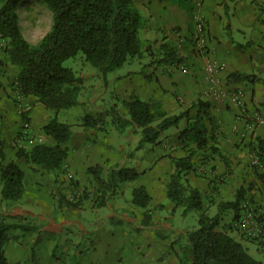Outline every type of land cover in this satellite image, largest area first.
<instances>
[{
    "label": "crops",
    "instance_id": "0c3cea01",
    "mask_svg": "<svg viewBox=\"0 0 264 264\" xmlns=\"http://www.w3.org/2000/svg\"><path fill=\"white\" fill-rule=\"evenodd\" d=\"M7 1L0 0V8ZM133 2L143 18L140 30L142 41L152 44L156 50L161 44L176 46L181 41V53L187 59L185 68L153 63V58L146 60L143 54L139 56L136 69L113 76L108 74L107 82H112L121 101H130L132 96H138L144 101L159 103L170 115L189 111L191 120L183 119L170 134L166 131L162 143L146 144L141 149L137 148L141 137L134 126L129 127L124 136L117 135L115 129H109L99 136L98 143L89 146H85L89 134L86 136L74 131L71 141L77 148L68 158V164L80 179L89 175V167L96 165L105 171L124 165L143 172L139 179L132 181V188L144 186L147 189L151 196L150 208L163 206L152 213L153 220L158 224V230L165 229L164 237L169 238L162 239L155 228L142 226V212L134 204L127 209L110 208L108 211L104 208L103 211L96 207V195L93 194L83 195L74 201L78 202L75 207L73 205L76 208L74 216L55 220L52 212L57 197L47 193L44 184L49 182L52 190L56 187V179L48 178L44 171L34 172L33 168L37 166L24 167L23 158L16 157L17 152L13 157L7 155L22 127L20 104L16 101V79L20 70L3 52L0 41V151L22 168L25 184H34L35 187L31 188L38 189L32 196L35 203L28 204V207L20 204L19 208L1 204L2 211L37 218L39 222H34L39 224V238L40 235L60 234L68 226H77L83 237L93 235L83 244H74L71 257L67 260L28 258V264H180L178 247H172V232L168 231L179 233L182 230L174 228L168 220L172 218L174 205L167 199V185L174 171L173 160L186 155V150L178 142L179 133L188 121L193 122L199 116V109L203 111L200 116L205 128L215 136L210 146L217 147L222 155H215L209 148L198 150L194 156L195 170L188 177L190 183L211 200L213 214L217 212L221 200H234L241 186H253L248 196L264 206V176H258L251 162L255 155L253 142L257 138L264 140V121L258 123L255 120L256 114L264 119V0ZM21 9H26L25 4L18 6V14ZM200 20L205 21L208 28L206 55L193 49L196 24ZM20 28L23 32L22 26ZM233 73L252 74L257 78L255 81L232 80L229 76ZM209 74L217 76L231 90L243 89L245 108L231 104L227 95L210 93ZM179 99H183L182 102ZM20 101L22 107L26 106V101L32 102L29 98H21ZM30 119V131L41 138L42 127L51 119L49 111L38 104L34 106ZM114 135L120 139L118 146L109 143ZM68 200L71 202L72 198L68 196ZM42 201H48L46 207H42ZM61 210L67 209L64 207ZM93 214L101 220L107 218L118 226L95 229L93 222L81 219ZM6 257L10 264H20V260L28 257V252L22 246L17 248L16 244L9 243Z\"/></svg>",
    "mask_w": 264,
    "mask_h": 264
},
{
    "label": "trees",
    "instance_id": "16d2710c",
    "mask_svg": "<svg viewBox=\"0 0 264 264\" xmlns=\"http://www.w3.org/2000/svg\"><path fill=\"white\" fill-rule=\"evenodd\" d=\"M26 1L8 0L0 8V41L3 43V52L20 70L16 79L17 93L23 98L32 99L33 105H43L55 115L42 127L43 133L52 138L55 144L38 143L30 151L18 150L16 157L26 158L48 173H56L57 179L58 171L70 156L66 143L71 140L75 127V124L60 121L58 115L63 110L83 103L80 97L84 80L72 68L64 66L67 60L83 56L97 70L103 82L107 83L109 73L136 57H141L146 51L152 52L150 55L153 63L172 68H180L187 59L181 53L182 42L176 46L164 43L157 50L152 44H144L140 37L143 18L133 0H36L51 10L53 25L37 45H31L21 32L17 13L18 6ZM200 54H208L207 48ZM229 78L255 81L257 76L233 73ZM115 94L118 103L103 111L107 117H111L120 135L124 136L131 126L136 128L135 132L141 137L138 149L146 144L162 143V136L166 131L178 127L185 118L191 120L189 111L170 115L157 102L144 101L138 96H132L130 101H121L116 92ZM120 105L125 107L124 112H119ZM198 111L199 116L193 122L188 121L179 133L178 142L186 150V155L173 160L174 171L167 185V199L174 205L171 213L176 212L179 207L184 209V215L197 211L198 226L176 234L171 242L172 247L178 246L180 264H264L249 254L243 244L230 234L239 229L236 222L241 205L253 186H241L234 200H221L217 205V212L212 214L208 204L211 200L189 181V175L195 170L194 156L198 150L209 148L215 155H222L217 147L210 146V142L215 141V136L208 133L202 122L200 113L203 111ZM21 117L22 123L29 124L28 112L22 113ZM99 124L96 116L87 114L78 125L99 130ZM252 150L264 162V140L257 138L252 144ZM6 161L5 154L1 152V200L7 204H18L25 192V173L14 160ZM102 171L100 165L87 170L101 193L95 201L97 208L109 205L108 197L110 192L116 191L117 181H136L143 174L135 168L121 166L111 168L108 178H105ZM56 197L58 210L73 205L59 186ZM131 202L143 210L141 225L155 228L158 236L166 238L165 229L158 230V224L153 220L151 196L144 186L132 189ZM230 211L233 219L221 228L223 216ZM11 230L39 231L37 226L20 221L0 222V264H10L6 257V246L14 239L9 234ZM246 239L255 243L259 249L264 248V238Z\"/></svg>",
    "mask_w": 264,
    "mask_h": 264
},
{
    "label": "rangeland",
    "instance_id": "374dc122",
    "mask_svg": "<svg viewBox=\"0 0 264 264\" xmlns=\"http://www.w3.org/2000/svg\"><path fill=\"white\" fill-rule=\"evenodd\" d=\"M23 4H25L26 9H23V11L21 9L18 14L19 19H20L19 24L20 26H22V30H23V32L22 31L21 32L23 36L25 37V39L31 45L35 46L42 40L45 34H47L51 30V27L53 25V15H52L51 10L45 4L39 1L27 0L26 2L20 5L22 6ZM144 44L146 46L149 45V43H145V42ZM150 54H152V52L146 51L144 52L143 57L146 60H149L152 57ZM139 60L140 58L137 57L133 61L124 64V66L121 67L120 69L109 73V76H113L115 74L126 73L128 70L136 69L138 67ZM64 66L72 68L78 76H81L83 78L84 89L80 97V100L83 103L80 106L61 111L58 115V119L60 121L68 122L70 124H75L74 131L76 132H81L83 135H86V136L87 134H89L90 136L88 135L89 136V137L87 136L88 139L85 140L86 141L85 146L98 143L99 136L103 135L105 131L109 129L116 130L114 124L111 121L112 120L111 117H107L105 111H103L104 109L106 110L109 109V107L113 105L114 103H118L117 99L115 98L116 94L114 91V86L112 82L104 83L102 78L97 74V70L94 67H92L89 63H87L84 57L81 55L74 59L67 60L64 63ZM118 100L120 99L118 98ZM16 101L20 104V107H22L21 101L20 100H16ZM36 105H33V103L30 101L28 102L26 101L25 107L28 110L22 107L23 109H20L21 116H22V113L28 112V118L30 119L31 112L34 106ZM119 107L121 108V110L119 109L120 111L122 112L125 111V107L123 105H120ZM49 113L52 119L55 115L51 113L50 111ZM87 114L96 116L98 118L100 122L99 130H91V129H87V128H84L78 125L81 118ZM105 121L108 123V125H106ZM30 126H31V119L29 121L28 128H26L25 124L22 123L21 131L13 139L12 150H9L10 152H8L7 155H9L10 157H13L15 156V153L18 150L30 151L38 143H47L50 145L55 144L54 140L46 136L43 133V131H42L43 134H41L42 137L37 138V135L33 134L30 131ZM175 129H176L175 127L170 128L167 131L168 134L172 133V131ZM116 132H117L116 134L119 135L117 130ZM119 140H120L119 137H116L114 135L110 139L109 143H111L112 146H118V144L120 143ZM70 144H72L71 140L66 143V146L69 145L68 148L70 150V155H72V153L76 151L77 147L73 144L72 145ZM1 152L2 151H0V153ZM255 156H258L257 153H255ZM6 160H7L6 162L12 161L8 157H6ZM68 161L69 159L65 161L62 167L63 171L62 169L58 171L59 175H58V178L56 179V173H48L41 166L33 164L32 162L26 160V158L22 159V163L24 162L23 163L24 167L29 168L31 166H37L36 168H33L34 172H37L38 170L39 172L44 171L45 172L44 174L48 178L51 177L53 179H56L55 181L56 187L54 186L55 188H53L52 190L50 189L49 182H46L44 184V189L47 190V193H49L50 195L55 196L57 187L59 186L67 199H68V196L72 198L71 202L73 203L74 207L76 206V203H78V202L75 203L74 201H76L78 197H82L83 195H86V194L96 195L95 199L97 200L98 196L101 193L99 192V186L94 181L93 176L88 173L89 175H86L85 177L80 179L78 175L74 173L73 169L68 164ZM121 166H124V165H121ZM121 166L117 165L112 168L121 167ZM252 166L254 167L255 171H257L258 176H261V175L264 176V173L261 172V170H259L258 167H256L255 165H252ZM110 169L111 168L107 169V171L103 169L102 176L105 178H108ZM117 182H118V186L116 187V191L112 193L110 192L111 195L110 197H108L110 201L109 206L101 207L99 209L103 210L105 208V210L109 211L110 208H112L111 210H113L114 208H120V207L121 208L124 207L127 209L129 208V206H133L131 205L132 202L130 201V198L132 200V189H134L132 188L133 182H119V181ZM24 186H25L24 196H23V199L19 201L18 203L19 205L7 204V202L2 201L1 200L2 199L1 197L2 181H1V170H0V205L1 204H4L5 206L13 205L14 207L16 206L15 208H19L21 207L20 204L28 207V204L30 205V203L32 202L35 203L32 196L35 193V191L38 192V189L36 190V188L34 189L31 188V186L35 187V185L34 184L31 185L28 182L26 184L24 182ZM247 200L250 201V203L252 204V208H258L262 210L263 213L261 214L264 216V206L263 205H260L258 202H256L253 199V197L251 198L248 195L243 200L242 204L246 202ZM45 203L48 204V201L41 202V204L44 205L42 207H46ZM210 203L211 202H208V204ZM110 204H111V207H110ZM73 205L65 206V209L67 210H58V208L55 205L54 206L55 208L53 210L54 213L52 212V214H54L55 220L66 218L69 216H74L75 215L74 211L76 210V208H74ZM158 207L160 206H157L156 208H151L152 213L156 212V209H159ZM242 207L243 206L241 205L240 215L242 214ZM3 209L4 208L0 206V222L14 223V221H20L26 225H32V226L39 225L38 223L35 224L34 221L39 222V220L37 218H34V216L32 217L29 214H27V216H23V215H13L9 213H4L2 211ZM136 209L143 213L142 209L138 207H136ZM33 211L40 212L37 209H33ZM62 211L64 213H62ZM183 212H184V209L179 207L176 210V212L172 213V218L170 219L167 218L168 220H170L171 225H173L174 228H176L177 230H182L181 232H185L187 230L197 227L198 220H199L198 212L190 211L187 215H184ZM210 212L213 214L215 211L210 210ZM81 219L83 221L84 219H87L88 221L93 222L94 223L93 227L95 229H98V227H103L107 229L116 228L118 226V225H114V222L110 221L107 218L104 220L99 219V217H96L95 214H93L92 216H83ZM232 219H233V213L231 211L227 212L223 216V220L221 222L220 227L223 228V226L225 224L230 223ZM168 232H172V234L170 235L171 242H172L176 234H178V231H176V233H173L175 231H168ZM9 234L10 236L14 238L9 243L16 244L17 248H20V246H22L28 252V257H25L22 260H20V264H28V258L31 260H34V259L36 260L40 257H45V258L51 259L52 261H55V259L67 260L69 259V257H71L72 250H74L73 247L75 246L74 244H83L87 242L88 240H90V238L93 236L89 234L83 237V235L81 234V231L79 230L77 226H68L60 234H54V235H48V236L40 235V238L38 237L39 233L37 232H27L23 230H11ZM230 234L236 240L240 241L243 244V246L249 252V254H251L255 259L260 260L264 263V248L259 249L255 243L246 239V238H249V239H254V238L248 236L247 234H245L243 231H240L239 229L237 232L236 231L230 232ZM166 238L168 239L169 237L167 236ZM67 244H69L68 247H66ZM65 248H69V249L65 250Z\"/></svg>",
    "mask_w": 264,
    "mask_h": 264
},
{
    "label": "built area",
    "instance_id": "2783aa9c",
    "mask_svg": "<svg viewBox=\"0 0 264 264\" xmlns=\"http://www.w3.org/2000/svg\"><path fill=\"white\" fill-rule=\"evenodd\" d=\"M208 41V28L205 21H198L196 24V33H195V45L193 47L195 52L201 53L207 48ZM181 42V41H180ZM183 51L181 47V52ZM180 68H185L182 65ZM208 81L210 84L209 91L210 93L227 95L231 104L237 108H245L244 98L245 91L243 89L231 90L228 88V85H225L219 78L215 75L209 74ZM18 100L23 98L19 93L17 94ZM181 102L183 99H179ZM24 109L28 110L26 107ZM20 107V109H23ZM255 120L258 123L264 121L263 117L260 114H256ZM25 127L28 128V124H25ZM252 164L261 170L264 173V163L261 161L259 156L253 157ZM242 214L239 216V219L236 222V226L240 231H243L248 236L254 239H263L264 238V216L262 210L258 208H252L250 201H246L242 204Z\"/></svg>",
    "mask_w": 264,
    "mask_h": 264
}]
</instances>
